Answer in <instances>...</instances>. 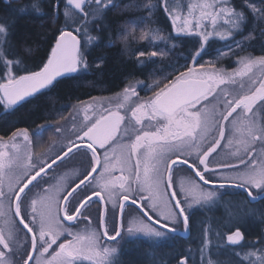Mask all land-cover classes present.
<instances>
[{
    "label": "snow or ice",
    "instance_id": "6c2138e0",
    "mask_svg": "<svg viewBox=\"0 0 264 264\" xmlns=\"http://www.w3.org/2000/svg\"><path fill=\"white\" fill-rule=\"evenodd\" d=\"M70 6L73 11L67 10ZM116 6L115 0H66L64 15L70 17L71 22L66 20L47 52L46 60L42 61V66L37 65L36 70L24 68V74H15L14 67L17 72L21 70L19 61L4 59V53L0 51V104L6 110L10 109L54 88L60 78L86 72L90 67L86 55L89 46L102 41L101 37L83 38L88 36L90 24L96 25L95 31L103 33L104 25L97 24V20ZM246 6L253 13L258 11L254 5ZM144 7L148 10L156 5L149 2ZM32 8L39 11L35 0ZM19 11L23 13L25 9ZM164 11L171 19L177 37H199L198 47L189 53L192 66L185 65L186 71L179 72L151 97L131 108V119L140 127L134 139L126 137L130 142L121 145L118 154L115 149L111 156L106 151L102 160L97 154V146L105 149L106 145L116 143L122 125L129 119L123 103L117 105L115 111L109 108L94 112L91 117L86 115L75 139H69L58 151L50 154L32 153V140L26 128L12 134L10 145L0 139V220L4 222L0 227V264H114L113 254L117 249L111 244H119L126 235L140 233L149 238H163L180 231L181 224L187 232L190 205L186 208L185 201L178 198L186 191L184 181H180L179 192L173 190L178 168L194 173L191 185L201 189L200 195L194 198L196 203L209 201L216 195L215 191L204 192L199 182L221 189L226 186L240 188L253 200L257 196L252 189L258 190L257 195H264V127H257L254 122L245 126L242 138L236 140L235 163L214 161L226 138V146L232 144L230 132L241 131L243 121L238 117L247 119L256 107L264 109V79H251L254 67L264 69V56L241 57L238 61L240 67L231 73L218 70L211 61L198 64L210 38L223 41L231 38L237 48L243 49L244 41H235L233 30L240 28L244 13L230 7L228 0L189 3L188 13L183 17L174 10L170 11L167 2ZM259 11L264 12V8ZM221 19L230 25L228 30H216ZM205 21L213 27H208ZM10 27L8 21L0 23V43L6 42ZM153 39L161 37L154 36ZM108 46H111L110 41ZM228 47L229 52L221 53V56L232 54L231 46ZM157 55L153 51L149 59ZM138 56L143 58L145 54L141 52ZM245 77L248 78L246 92ZM237 83L240 91L234 94L230 86ZM124 93L125 99L129 94L137 95L133 87H126ZM93 107L88 105L85 111ZM121 109L125 114H121ZM45 127L49 126L42 125L34 134L39 135ZM60 131L57 127L56 132ZM18 137H22V143L16 142ZM257 145H260L259 150ZM78 153L85 157L91 154V171L86 175L81 173L82 179L77 178L78 182L74 181L63 189H43L44 195L32 198L29 204L32 189L46 183L49 172ZM41 155L45 158L40 159ZM14 170L15 175L12 174ZM117 170L121 172L120 176L92 186V181L97 179L94 173H99V178L103 179L105 174L112 177ZM105 192L107 200L103 195ZM117 200L121 223H116L113 218L109 228L105 208L100 211L97 230H73L75 225L84 221L91 223L86 213L92 204L110 202L115 208ZM126 209L136 215L127 220L125 232ZM18 229L24 233L25 240L30 235V249L27 243L22 250L15 246ZM242 239L239 228L227 236V241L233 245ZM45 254H48L47 259ZM17 255L19 260L15 259ZM256 255L250 252L245 259ZM257 259L259 264H264V254ZM178 264H187V261L182 259Z\"/></svg>",
    "mask_w": 264,
    "mask_h": 264
},
{
    "label": "rangeland",
    "instance_id": "374dc122",
    "mask_svg": "<svg viewBox=\"0 0 264 264\" xmlns=\"http://www.w3.org/2000/svg\"><path fill=\"white\" fill-rule=\"evenodd\" d=\"M115 1L117 6L112 8V12L116 10L117 13L126 14L130 18L121 25L120 39L122 45L130 46L133 55L135 54L134 57H137L136 60H140L142 65L147 67L150 71L153 70L154 74L149 72L150 74L147 73L143 78L128 79L125 83V87L115 94L93 97L84 102L72 104L70 111H68L69 113L63 119L44 124L49 127L43 128L39 135H33L31 131H29L32 140L30 147L34 155L42 153L50 154L51 152L58 151L69 139H75V134H79V129L85 123L84 117L86 115L91 117L94 112L109 108L115 111L117 110V105L121 103L125 105L129 117L124 123L123 129L127 133L133 132L131 129L135 127L132 125L134 122H132L133 120L131 119V108L135 107L136 103L140 102V100L142 101L151 97L159 88L163 87L165 83L174 79L179 72L186 71L185 65L189 67L192 66L189 53L194 52L198 47L199 37H177V34L173 30L172 21L164 11V3L167 2L170 11L174 10L175 14H179L183 17L188 13V4L197 2V0ZM149 2L156 5V7L146 10L144 6L149 4ZM64 3L66 4V0H64ZM228 3L229 6L234 8L237 12L244 13L245 19L240 28L234 29L233 32L235 41H244L245 46L243 49L237 48L231 38L228 41H223L219 38H210L209 46L206 48L205 54L199 59L198 64H207L211 61L218 70L231 73L234 69L240 67L238 61L241 57L257 58L264 56V12L259 11L264 8V0H228ZM248 4L254 5L258 11L253 13L251 8L246 6ZM67 10L73 11L74 9L69 7ZM85 10L91 11V9L88 8ZM82 15L83 13H81V16ZM63 18L65 21L71 22L70 17L64 15ZM4 21H7L6 17L0 15V23ZM205 24L208 27H213L208 21H205ZM215 28L217 31H223L228 30L230 25L226 24L225 21L221 19L218 21ZM142 36H144V39H141ZM154 36H159L161 39H153ZM83 39H89V36H85ZM228 45L231 46L232 54L221 56V53L229 52ZM0 51H3L4 59L16 61V56L8 52L9 46L7 47V37L5 43H0ZM153 51L157 52L158 55L149 59L150 53ZM141 52L145 54L143 58L138 56ZM162 64H164V66ZM13 71L15 74L20 75L16 69H13ZM157 72L159 76L156 75ZM251 79H264V69L254 67ZM244 80V91L246 92L248 90V78L245 77ZM126 87L135 88L137 95L131 96V94H129V98L125 99L124 89ZM230 90L234 94L240 91L239 83L234 87L230 86ZM88 105H93L94 107L86 112L85 108ZM256 110L257 111L249 113L247 119L238 117L243 121L240 125L241 131L236 133L230 132L229 135L232 138V144L226 146L228 145V139L226 138L218 148L214 156V161H234L233 158L235 159V157L233 153L237 150L236 140L242 138L245 126L249 122H254L257 127H264V109L257 108ZM120 111L122 114H125L124 109ZM57 127L61 129L60 133L56 132ZM37 129H40V127ZM21 138L22 137H18L16 142H22ZM0 139L8 142L10 138L5 139L1 137ZM209 139L211 140L212 137H209ZM8 143L10 145V142ZM125 143L126 142L118 143L115 149H120L121 145ZM259 147L260 145H257L258 150ZM44 158L45 156H40V159ZM90 160V153L87 157L82 153L72 155L59 167L49 172L45 177L46 183L33 188L29 196L33 194V192L36 194L37 191L44 194L43 189L49 187L53 189H63L65 184L67 185L66 179L60 178V175H58L60 173L58 172L59 170L61 172L67 170V167L71 168L70 170L73 172V178L67 182H77V178H83L81 173L86 175L87 171L91 170ZM116 167L117 169L119 168L118 165ZM118 173H120L119 170L115 171L112 177L105 174L103 179H100L99 173H97V179L92 181V186L95 187L97 183H103L110 179H114L119 176ZM12 174L15 175L16 170H14ZM230 174L234 173H225V175ZM174 179L177 182L174 190L177 192L180 191V181H184L186 191L185 193H181L178 198L185 201L184 206L186 208H189L190 205V236L185 242L181 243H179L173 235L163 238H149L140 233H137L135 236H127L129 243L125 245L127 241H123L124 243L121 244L122 249L120 250L122 257H118V260H115L116 253L113 254L114 264H125V255H127L128 250L130 251L132 245L134 248V256L137 257L138 262L145 260L142 264H178L182 259L186 260L187 264H209V261H211V264H253V262L259 264L257 257L264 254V246L251 245L249 247H244V250L237 247L231 248L227 245L224 238L231 229H237L239 227L244 228V231L246 229L245 233L247 236L259 238L260 228L264 224V208H259V206L256 207L255 205L248 204L245 200L238 199L239 196L237 193L233 192L235 191L233 189H213L209 185H203L202 182L199 183L204 192L215 191L216 195L209 201H200L196 203L194 202V198L200 195L201 189H195L191 185L194 174L188 170L178 168ZM195 179L198 181L197 178ZM224 190L225 193H223ZM103 195L107 200V192ZM99 207V204H92L88 213H86V215H89L91 223H99ZM117 207L118 200L115 208H113L112 203H107V216L110 225L112 224L110 222H112L113 218H115L116 222ZM126 212L128 215L124 219L125 224H127V220L136 215L135 212L128 209H126ZM97 227L98 226H94L93 228L92 226H88V228H80L78 231H84L86 229L94 230ZM249 227L254 229V231L251 230L250 234L247 232V228ZM254 227L257 229L255 230ZM182 228L183 224L180 225V229ZM28 239L29 238H27V240ZM134 239L136 240L133 241ZM250 252H255L257 255L245 259L246 254ZM44 258L47 259V256Z\"/></svg>",
    "mask_w": 264,
    "mask_h": 264
},
{
    "label": "trees",
    "instance_id": "16d2710c",
    "mask_svg": "<svg viewBox=\"0 0 264 264\" xmlns=\"http://www.w3.org/2000/svg\"><path fill=\"white\" fill-rule=\"evenodd\" d=\"M35 2L39 11L32 8L34 0H15L10 3L14 8L6 12L8 6L0 0V15L5 16L11 24L7 35L8 52L13 53L15 60L19 61L20 75L24 74V68L36 70L37 65L42 66L50 46L66 22L63 18L64 0H59L58 15L55 0ZM22 8L27 11L26 14H19ZM129 19L126 14H119L116 10L112 12L111 9L97 20V24L104 25L103 33L94 30L96 25H89L88 36L101 37L102 42L98 45L93 42L88 48L86 55L90 67L86 72L73 74L70 78H60L54 88L28 102L11 106L10 109L6 110L0 104V138L8 139L18 130L39 128L46 123L59 121L69 113L72 104L115 94L125 87L128 79L143 78L149 73L150 70L140 60L136 61L131 47L122 45L121 25ZM109 41L111 46H108ZM8 142L11 143V139ZM58 173L60 178L66 179L65 187L73 184L71 181L67 182L71 180L68 170H59ZM134 255L132 245L127 252L125 264H142L145 261L138 262Z\"/></svg>",
    "mask_w": 264,
    "mask_h": 264
},
{
    "label": "flooded vegetation",
    "instance_id": "af4514ba",
    "mask_svg": "<svg viewBox=\"0 0 264 264\" xmlns=\"http://www.w3.org/2000/svg\"><path fill=\"white\" fill-rule=\"evenodd\" d=\"M4 4H8V3H11L12 1H15V0H1ZM23 1V0H22ZM116 2V1H115ZM55 3H57V0H55ZM124 3V2H123ZM141 101V100H140ZM257 108H259V107H256L255 109H254V111H257L256 109ZM122 114V113H121ZM132 122H134V123H132V125H134V127L135 128H133V129H131L133 132H129V133H127L124 129H123V125H122V127H121V132H120V134L118 135V138L116 139V143L115 144H112L111 146H108V145H106V147H105V149H99L98 148V146H97V154L101 157V159L104 157V155H105V152L107 151V153L111 156L112 154H113V149H115V147H116V145L118 144V143H120V142H130L126 137H131V139H134L135 138V135L137 134V132H136V130L140 127L139 125H136L135 124V121L133 120ZM130 123V122H129ZM34 130H37V128H34V129H29L28 131H31V134H33L34 135ZM11 138V137H10ZM22 139V138H21ZM10 140V139H9ZM11 144V143H10ZM116 151H118V153H119V150L120 149H118V148H116L115 149ZM174 158V157H173ZM233 160L234 161H232V163H235L236 161H235V159L233 158ZM229 162V161H228ZM75 166V165H74ZM69 167H67V170L69 171V174L68 175H70L71 177H70V179L71 178H73V172H72V170H70L71 168H69ZM91 171V170H90ZM119 174V176L121 175V172L120 173H118ZM126 174V173H125ZM57 175V174H56ZM97 175V173H94V176H96ZM230 175H235V173L234 174H230ZM82 179V178H81ZM78 182V181H77ZM211 188H215V189H221V188H219L218 186H216V187H213V186H211V185H209ZM225 188H230V189H233V190H235V191H233L234 193H237L238 194V199H242V200H245L248 204H252V205H255L256 207L257 206H259V208H264V195H257L258 194V190H256V189H252V191H253V194H254V196H257L258 197V199L256 198L254 201H250V198H248V195H247V193H246V191H244V190H242V189H240V188H236V187H233V186H226ZM222 189H224V188H222ZM174 190V189H173ZM223 193H225V190L223 191ZM104 194V193H103ZM44 194H42V193H39V191H37L36 192V194H35V192H33V194H31L30 196H29V198H28V203L30 204V202H31V199L32 198H34V197H42ZM100 206V205H99ZM5 207H7V201H5ZM105 208L107 209V204L105 205ZM99 209L101 210V208L99 207ZM117 209V215H118V210H119V203H118V207L116 208ZM100 210H99V214H100ZM89 220H90V218H89ZM3 220H0V227H3ZM110 223H112V222H110ZM116 223H117V217H116ZM189 225H190V219H189ZM88 226H92L93 228H94V226H98V224H96V223H89L88 221H85L84 223H81V224H77V225H75L74 226V228H73V230L74 231H78V229H82V228H88ZM111 226H112V224L110 225L109 224V228H111ZM79 227V228H78ZM123 227H124V230H125V232H126V230H127V227H128V225L127 224H125V222H123ZM251 227H249V228H247V232H249V234L251 233V230H252V228L250 229ZM255 228V227H254ZM184 229V225H183V228L180 230V231H178V232H182V231H184L183 230ZM239 229H240V231L243 233V239L239 242V243H237V244H235V245H233V244H230L228 241H227V236L229 235V234H231L232 232H234L235 230H236V228H234V229H231V231L227 234V236H225V238H224V240L226 241V243H227V245L229 246V247H231V248H242V250H244V247H249V246H251V245H260V246H264V224L261 226V228H260V237L259 238H251L250 236H247L246 235V233H245V231H246V229H245V231H244V228H240L239 227ZM257 229V228H256ZM255 229V230H256ZM94 230H97V228H95ZM18 231V235H17V239H16V247L18 248V249H20V250H22L23 249V245L25 244V243H27V245H28V240L30 241L29 242V249H30V247H31V238H30V236L28 237L29 239L28 240H25V236H24V233L23 232H21V231H19V229L17 230ZM190 226H189V230L187 231L188 232V236L185 238V237H183V236H181L180 234H178V233H175V234H172L174 237H176L177 238V240L179 241V243H181V242H185L186 241V239L190 236ZM110 234H112L111 232H110ZM256 234V233H255ZM65 238H67V237H65ZM127 235L125 236V238H124V240H122L119 244H116V243H113V244H111V246L112 247H115L116 249H117V251H116V258H115V260H118L117 258L118 257H122V253H121V250L120 249H122V246H121V244L122 243H124L123 241H127V242H125V245L126 244H128L129 243V241L127 240ZM136 239H134L133 241H135ZM61 242H63V240H61ZM103 242V241H102ZM252 243V244H251ZM124 246V245H123ZM55 247H58V245L57 246H54V248L52 249V250H50V252L51 251H54L55 250ZM123 250H125V249H123ZM45 256H48V254H45ZM125 257H126V255H125ZM15 259H17V260H19V255H17L16 257H15Z\"/></svg>",
    "mask_w": 264,
    "mask_h": 264
},
{
    "label": "water",
    "instance_id": "95a60500",
    "mask_svg": "<svg viewBox=\"0 0 264 264\" xmlns=\"http://www.w3.org/2000/svg\"><path fill=\"white\" fill-rule=\"evenodd\" d=\"M194 174V173H193ZM198 179V178H197ZM170 194V193H169ZM250 198V197H248ZM258 199V197H257ZM250 201H254L252 198H250ZM100 205V204H99ZM105 209V205H101V210ZM100 210V211H101ZM117 223H121V217H120V209L118 210V215H117ZM102 231V230H101ZM178 234H180L183 237H187L188 236V232L182 231V232H176ZM30 236V235H29ZM31 238V237H30ZM31 240V239H30Z\"/></svg>",
    "mask_w": 264,
    "mask_h": 264
},
{
    "label": "bare ground",
    "instance_id": "6f19581e",
    "mask_svg": "<svg viewBox=\"0 0 264 264\" xmlns=\"http://www.w3.org/2000/svg\"><path fill=\"white\" fill-rule=\"evenodd\" d=\"M15 3H13V5H14ZM7 6H8V8H6V12H8L10 9H13L14 7L13 6H11V4L10 3H8V4H6ZM26 10L22 13V14H26ZM21 12H19V14H20ZM135 58H137V57H135ZM137 61V60H136ZM163 66H164V64H162ZM165 69V68H164ZM150 72H152L153 74H154V71L152 70V71H150ZM150 74V73H149ZM158 74V72L156 73V75ZM157 76H159V75H157Z\"/></svg>",
    "mask_w": 264,
    "mask_h": 264
}]
</instances>
